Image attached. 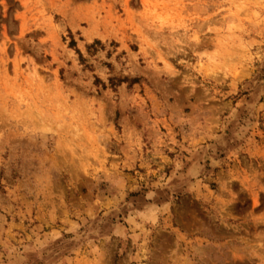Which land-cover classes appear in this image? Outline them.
I'll list each match as a JSON object with an SVG mask.
<instances>
[{
  "label": "rangeland",
  "instance_id": "1",
  "mask_svg": "<svg viewBox=\"0 0 264 264\" xmlns=\"http://www.w3.org/2000/svg\"><path fill=\"white\" fill-rule=\"evenodd\" d=\"M0 264H264V0H0Z\"/></svg>",
  "mask_w": 264,
  "mask_h": 264
}]
</instances>
